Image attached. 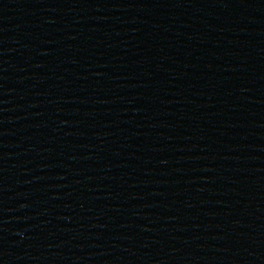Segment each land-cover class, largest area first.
Returning a JSON list of instances; mask_svg holds the SVG:
<instances>
[{
	"label": "water",
	"instance_id": "water-1",
	"mask_svg": "<svg viewBox=\"0 0 264 264\" xmlns=\"http://www.w3.org/2000/svg\"><path fill=\"white\" fill-rule=\"evenodd\" d=\"M0 264H264V0H0Z\"/></svg>",
	"mask_w": 264,
	"mask_h": 264
}]
</instances>
